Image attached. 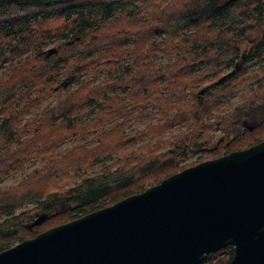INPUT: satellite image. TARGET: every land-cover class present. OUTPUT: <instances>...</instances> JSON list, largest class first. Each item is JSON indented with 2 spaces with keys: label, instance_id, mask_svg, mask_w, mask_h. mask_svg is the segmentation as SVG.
Returning a JSON list of instances; mask_svg holds the SVG:
<instances>
[{
  "label": "trees",
  "instance_id": "obj_1",
  "mask_svg": "<svg viewBox=\"0 0 264 264\" xmlns=\"http://www.w3.org/2000/svg\"><path fill=\"white\" fill-rule=\"evenodd\" d=\"M126 1L0 0V68L24 56L0 79V182L38 163L17 184L0 186V252L138 194L194 165L198 161H187L195 156L217 158L264 140V72L247 71L264 61V39L243 59L235 44L264 26V0L224 6L218 0H154L117 15ZM55 37L54 51L43 52ZM163 55L171 61L159 66ZM119 59L130 65L118 83L81 81L38 112L63 91L65 75L80 80L105 66L111 76L109 66ZM223 69L229 74L218 81ZM113 84H122L120 101ZM248 84L260 85L244 105L220 117L221 104ZM29 113L35 115L23 122ZM151 113L159 117L156 124L126 133L132 119ZM257 114L253 131L238 129ZM176 125L185 130L173 135ZM217 129L228 141L208 150L209 133ZM73 176L77 182L70 185ZM25 204L34 207L15 215ZM40 214L46 218L33 224ZM232 256L228 246L199 264H228Z\"/></svg>",
  "mask_w": 264,
  "mask_h": 264
},
{
  "label": "water",
  "instance_id": "obj_2",
  "mask_svg": "<svg viewBox=\"0 0 264 264\" xmlns=\"http://www.w3.org/2000/svg\"><path fill=\"white\" fill-rule=\"evenodd\" d=\"M228 246V264H264V140L16 243L0 264H199Z\"/></svg>",
  "mask_w": 264,
  "mask_h": 264
},
{
  "label": "rangeland",
  "instance_id": "obj_3",
  "mask_svg": "<svg viewBox=\"0 0 264 264\" xmlns=\"http://www.w3.org/2000/svg\"><path fill=\"white\" fill-rule=\"evenodd\" d=\"M262 34L264 35V26H261V25H258L256 28H254L252 30H249V32L245 35L246 39L244 38L242 40H239L238 43H235L237 45V48H238L239 52L241 53L242 50L250 49L252 46H250L247 41L248 40L249 41H253V40L255 41V40L259 39ZM58 41H59L58 38L55 37L52 40V42L45 49H43V52L46 51L47 49L56 48V46L58 45ZM23 58H24L23 55L22 56H15L11 60L6 61L4 63V65H3V67L0 68V79L3 77V75L7 72L8 69L13 68L19 62H21V60ZM158 59H159V63H158L159 66L165 65V64H167L168 62L171 61V59L167 58L164 55L161 56V57H158ZM116 67H117L116 64H111L109 66L110 71H111V76H108V74L104 73L105 71H107L108 68H106L105 66H98V67L92 69L89 74H86L80 80H75L74 82H66L69 75H65L64 77L61 78V80L59 82L61 86H62L63 83L66 84L64 87L62 86L63 87V91L60 92L59 94L47 99L45 102H43V104H42V106H41V108L39 109L38 112H41L45 108L53 107L58 100L63 99V97L65 95H67L70 91L75 89L79 85V82H81V81L93 80L95 84H100V83L105 82V81H107V82L114 81L115 83H118V80L122 76V73L118 74V71H117ZM226 71L227 70H225V69L221 70V73H222L221 77L228 73ZM247 71L251 75H253L256 72L253 76H256L260 71L264 72V61H262L261 63L259 62V64L254 65L252 67H249L247 69ZM229 72H231V71H229ZM262 79H264V75H263ZM259 85L260 84H248L247 86L242 87L241 89L237 90V92H235L233 94L231 99H229L227 101H224L221 104V106L219 107V110H220L219 116L220 117H226V116L232 114L236 110L237 107H240V106L244 105V102L248 101V95H249L250 91L253 90V89H256ZM113 87H114V98H117L118 99L117 101H120L121 98L124 95V92L121 91V89L119 88L118 84L117 85L113 84ZM187 99L191 100L190 98H187ZM34 115H35V113L26 114L25 117L23 118V122H25V121H27L29 119H32V117ZM158 118L159 117H158L157 114L154 115V114L151 113V115L149 117H146L143 121L132 119L130 127L127 128L126 133L127 134H133V133H135V131L145 128V126L147 124H149V123L150 124H156L158 122ZM256 118H257V120H260L261 116L257 114ZM243 122L245 124H249V123H252V122L249 121V120H245V118L241 120L238 129L240 128L244 133H245L244 130H247V132L248 131L251 132L257 126V125H254L252 123L253 126H254L253 129L252 130H248L246 127H242ZM214 123H215V120H214V117H212L209 120L208 124L211 127ZM184 130H185L184 126L176 125L173 128L172 134L173 135H177L179 132H182ZM246 139L249 140L250 138L243 137V138L240 139V141H244ZM227 141H228L227 136L224 133H222L219 129H217V130L211 131L209 133V141H208L209 145L206 148L208 150H210V149H213L214 147H220V146L222 147L224 144H226ZM73 144H75V141H71V142H68V143L64 144V147H68V146L73 145ZM206 148H204V149H206ZM205 157L207 158V155ZM200 159H201V157L195 156V157L189 159L187 161V164L193 163L195 161H198V162L195 163V164H197L199 162H202V161L206 160V159L205 160L202 159V161H200ZM212 159H214V158H212ZM207 160H210V159H207ZM37 164L38 163L35 162L30 167L26 168L23 173H14V174L6 177L2 182H0V186L5 188L7 186H11V185L17 184L28 173H30L33 170V168L35 167V165H37ZM76 182H77V177H75V176L69 178V180L67 181V183H69L70 185H72V184H74ZM33 207L34 206L32 204H25L21 208V210H17L15 212V215L19 214L20 212L31 210ZM40 215H42V214H40ZM40 215H38V216H40ZM37 217H35L34 220Z\"/></svg>",
  "mask_w": 264,
  "mask_h": 264
},
{
  "label": "flooded vegetation",
  "instance_id": "obj_4",
  "mask_svg": "<svg viewBox=\"0 0 264 264\" xmlns=\"http://www.w3.org/2000/svg\"><path fill=\"white\" fill-rule=\"evenodd\" d=\"M158 1V3H161V5H165L166 3H168L169 1H171V0H157ZM234 1H237V0H218V4L219 5H221V6H224V5H228V4H230V3H232V2H234ZM151 2H154V0H128V1H126L125 2V5H124V8H121V9H119L120 11L117 13V15H122V14H128V13H131L132 11H133V7L136 5L137 7L138 6H140V7H142V6H144V5H147V4H149V3H151ZM257 5H255V7H256ZM249 32V31H248ZM248 32H246V33H244L241 37H239L238 39L239 40H242V39H244L245 38V35L248 33ZM88 35H90L89 33L87 34V35H84L83 34V36H88ZM246 39V38H245ZM262 39H264V35L262 34L261 35V37L259 38V39H257V40H253V41H249L248 39V44L250 45V46H252L250 49H245V50H242L241 51V53L239 52V50H238V53H239V55H240V57L243 59L244 58V56L245 55H247L248 53H249V51L254 47V46H256V45H258L260 42H261V40ZM54 49V48H53ZM164 56H166L167 57V55H164ZM168 58V57H167ZM111 64H116V68H117V71H118V74H121L123 71H124V68L126 67V66H128V65H130V61L129 60H123V59H119L118 61L116 60V61H113ZM65 70L66 71H68V70H70V66H65ZM121 70V71H120ZM75 81V77L74 76H72V75H69L68 76V79H67V81L66 82H74ZM115 85H117V84H115ZM119 85V87L122 85V84H118ZM117 97V96H116ZM257 115L255 116V115H253V116H251V115H248L246 118H245V120H249V121H251L254 125H256V121H257ZM244 125H245V123L243 122V125H242V127H244Z\"/></svg>",
  "mask_w": 264,
  "mask_h": 264
}]
</instances>
